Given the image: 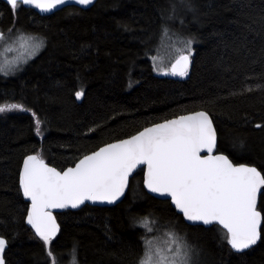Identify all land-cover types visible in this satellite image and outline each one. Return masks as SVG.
<instances>
[{
	"label": "trees",
	"instance_id": "1",
	"mask_svg": "<svg viewBox=\"0 0 264 264\" xmlns=\"http://www.w3.org/2000/svg\"><path fill=\"white\" fill-rule=\"evenodd\" d=\"M10 29L41 35L47 46L17 75H0V105L24 109L0 113L6 264H51L24 222L28 204L18 175L27 155L63 170L145 127L203 110L217 129L218 153L264 168V0H98L88 10L68 7L46 17L24 7L13 14L0 0V32ZM169 33L194 38L186 77L153 73L150 57L173 40ZM142 175L116 206L56 215L61 231L51 249L58 264L71 258L73 245L78 264H136L144 237L136 225L146 213L188 226L167 201L144 191ZM212 230L201 237L205 264H264V239L236 254Z\"/></svg>",
	"mask_w": 264,
	"mask_h": 264
},
{
	"label": "snow or ice",
	"instance_id": "2",
	"mask_svg": "<svg viewBox=\"0 0 264 264\" xmlns=\"http://www.w3.org/2000/svg\"><path fill=\"white\" fill-rule=\"evenodd\" d=\"M183 3L184 0H181ZM67 0H7L17 14L24 6L50 12ZM88 6L93 0H75ZM175 14V5L173 6ZM10 32L14 29H10ZM170 30L165 28L163 34ZM20 48L34 55L43 41L17 33ZM6 37L0 32V41ZM174 62L154 68L165 76L186 77L193 63L194 38L178 41ZM11 47L6 51H11ZM153 61L157 57H152ZM26 62V61H25ZM0 70H3L0 68ZM83 92H77L79 99ZM24 110L15 103L0 105V113ZM40 134V121L36 122ZM260 127V125H257ZM218 153V135L213 120L205 111L180 115L174 119L145 127L136 135L109 143L79 159L74 167L57 170L39 155H28L19 173V189L30 202L26 223L35 235L49 246L51 264H58L51 246L61 231L56 209H77L86 201L114 204L124 195L130 177L141 168L143 183L149 192L170 198L178 213L191 222L219 226L227 244L243 252L264 239V168L237 164L227 155ZM147 227L146 220L140 221ZM148 231H152L151 228ZM139 264H193V248L186 236L170 225L165 239L154 244L146 236ZM9 241L0 236V264H5ZM78 247L73 245L71 258L78 264Z\"/></svg>",
	"mask_w": 264,
	"mask_h": 264
},
{
	"label": "rangeland",
	"instance_id": "3",
	"mask_svg": "<svg viewBox=\"0 0 264 264\" xmlns=\"http://www.w3.org/2000/svg\"><path fill=\"white\" fill-rule=\"evenodd\" d=\"M181 24V22H179ZM21 31H7V33H4L6 40L0 41V68L3 70H0V75L5 77H13L17 75L19 72H21L30 62H32L35 58H37L45 49L47 46L46 39L41 35H34L30 34L33 37H36L39 40L43 41L42 47L34 54L31 55L28 51L20 48V41L17 40L16 36L17 33ZM23 33V32H22ZM169 38L173 37V40L170 41L166 38L164 40L161 48L157 50L156 54L154 56H151L150 62L152 64L153 73L155 75H163L160 74L156 68H154V63L161 68L167 67L170 63L174 62L176 51L175 49L180 47L178 41L188 39L183 34L180 33L174 34L169 33ZM11 47V51H6L7 48ZM152 57H157V60L154 62ZM26 61V62H25ZM16 111V110H12ZM149 215V216H148ZM155 213H146L145 217L142 218V220H146L147 227H144L141 225V223L138 221L136 227H139L143 231V236L147 237L149 240H152L154 244H160L165 239V233L170 225H174L175 229L178 230V232L186 236L188 243L193 248V264H205L208 259V252L206 250L205 244L203 241H201V237L204 234L203 230H207V228L204 227H191V226H181L179 224L173 223L168 220H164L162 218H159ZM151 228L152 231H148V229ZM214 230L212 232H216V235H219L217 237L220 241H224L223 237V231L219 228L214 226ZM213 232V233H214ZM144 245L145 241L142 239L141 241V252L140 257L143 254L144 251ZM140 257L136 264H139ZM64 264H73L72 258L68 259L64 262Z\"/></svg>",
	"mask_w": 264,
	"mask_h": 264
},
{
	"label": "water",
	"instance_id": "4",
	"mask_svg": "<svg viewBox=\"0 0 264 264\" xmlns=\"http://www.w3.org/2000/svg\"><path fill=\"white\" fill-rule=\"evenodd\" d=\"M1 1H2L3 3L7 4V0H1ZM97 1H98V0H93V3H92L91 5L83 6V5H80V4L75 3V0H67V3H66V4H64V5H58L55 9H53V10L50 11V12H41L39 9H36V8H34V7H31V6H24V8L33 10V11H34L37 15H39L40 17H46V16L52 15V14H54V13H56V12H58V11L64 9V8H68V7H75V8L81 9V10H88V9H91V8L96 4ZM7 5H8V4H7ZM190 69H191V66H190ZM190 69H189V70H190ZM176 77H177V76H176ZM178 77H179V76H178ZM200 111H203V110H200ZM195 112H198V111H195ZM192 113H194V112H192ZM188 114H191V113H188ZM188 114H184V115H188ZM176 118H177V117H176ZM173 119H174V118H173ZM152 126H153V125H152ZM149 127H151V126H149ZM214 127H215V126H214ZM142 130H143V129H142ZM142 130H141V131H142ZM135 135H136V134H135ZM129 138H130V137H129ZM125 139H128V138H125ZM122 140H123V139H122ZM118 141H120V140H118ZM118 141L111 142V143H116V142H118ZM106 145H107V144H106ZM106 145H104V146H106ZM104 146H102V147H104ZM98 150H99V149H97L96 151H98ZM89 154H91V153H89ZM217 154H223V153H217ZM30 155H36V154H30ZM224 155H225V154H224ZM27 156H28V155H27ZM27 156H26V157H27ZM26 157H24V159H25ZM81 158H83V157H81ZM81 158H80V159H81ZM24 159H23V160H24ZM23 160H22V163H21V166H20L19 173H20V171H21V169H22ZM78 161H79V159L74 163V165H72V166H70V167H74L75 164L78 163ZM45 163H46V162H45ZM47 164H48V163H47ZM48 165H49L50 167H52L50 164H48ZM251 166H252V165H251ZM142 167H143V166L138 167V168L135 170V172L133 173V176H134L139 170H141ZM67 168H69V167H67ZM67 168H65V169H63V170H66ZM57 170H58V169H57ZM142 173H143V172H142ZM143 175H144V174H143ZM143 175H142V185H143V189H144V191H145L149 196H151V197L154 198V199H157V200H160V201H167V202H169V205L172 207V209H173L178 215L181 216V218H182V220H183V222H184L185 224H187L188 226H191V227L198 226V227H204V228H207V229L213 227V226H205V225L199 224V222H191V221H187V220H185V219L183 218L182 214L178 213V211L175 209V206L171 204V202H170V198L159 197L157 194H155V193H151V192L148 191V189L144 186V183H143ZM131 179H132V177H130V180H129V186H130ZM18 186H19V175H18ZM129 186H128V188H126L124 195L121 196L120 199L117 200L114 204H107V203H100V202L92 203V202H90V201H86L85 204L81 205V206H80L79 208H77V209H71V208H67V209H56V210H54L53 214H54V215H57V214H61V213L67 212V211H73V212H74V211H78V210H80L81 208H83L84 206L98 207V208H108V207L116 206V205H118V204L124 199V197L126 196L127 191L129 190ZM19 190H20V189H19ZM20 195H21L23 201L26 202V203L28 204V206H27V208H28V207L30 206V202L27 201V200L23 197L21 191H20ZM26 212H27V210H26ZM24 222H25V225H26L28 228H30V229L34 232V230L31 228V226L28 225V224L26 223V214H25ZM57 223H58V221H57ZM58 224H59V223H58ZM214 226H215V225H214ZM218 227H219V226H218ZM34 234H35V232H34ZM58 234H59V233H58ZM58 234H57V236H58ZM36 237H37V236H36ZM37 238H39V237H37ZM41 241H42V240H41ZM42 242H43V241H42ZM43 243H44V242H43ZM258 243H259V241L257 242V244H258ZM257 244L254 245V246H252V247L249 248V249L244 250L243 252H236L234 249L231 248L230 245H229V247H230V249H231V251H232L233 253L240 254V253H244V252H248V251L252 250L255 246H257ZM45 248H46V250L48 251L49 246H45ZM6 250H7V248H6ZM6 250H5V252H6ZM5 264H6V261H5Z\"/></svg>",
	"mask_w": 264,
	"mask_h": 264
},
{
	"label": "flooded vegetation",
	"instance_id": "5",
	"mask_svg": "<svg viewBox=\"0 0 264 264\" xmlns=\"http://www.w3.org/2000/svg\"><path fill=\"white\" fill-rule=\"evenodd\" d=\"M169 203V202H168ZM85 207V206H84ZM68 212V211H67ZM64 213H66V212H64ZM1 236V235H0ZM224 241H226V240H224ZM229 246V245H228ZM8 248V247H7ZM230 248V247H229Z\"/></svg>",
	"mask_w": 264,
	"mask_h": 264
},
{
	"label": "bare ground",
	"instance_id": "6",
	"mask_svg": "<svg viewBox=\"0 0 264 264\" xmlns=\"http://www.w3.org/2000/svg\"><path fill=\"white\" fill-rule=\"evenodd\" d=\"M157 35H158V33H157Z\"/></svg>",
	"mask_w": 264,
	"mask_h": 264
}]
</instances>
